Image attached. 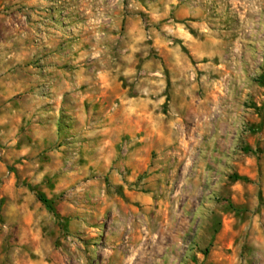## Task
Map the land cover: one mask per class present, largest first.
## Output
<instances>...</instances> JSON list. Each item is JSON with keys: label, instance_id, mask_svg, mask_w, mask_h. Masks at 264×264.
Returning <instances> with one entry per match:
<instances>
[{"label": "rangeland", "instance_id": "rangeland-1", "mask_svg": "<svg viewBox=\"0 0 264 264\" xmlns=\"http://www.w3.org/2000/svg\"><path fill=\"white\" fill-rule=\"evenodd\" d=\"M262 76L264 0H0L6 264H264Z\"/></svg>", "mask_w": 264, "mask_h": 264}, {"label": "crops", "instance_id": "crops-1", "mask_svg": "<svg viewBox=\"0 0 264 264\" xmlns=\"http://www.w3.org/2000/svg\"><path fill=\"white\" fill-rule=\"evenodd\" d=\"M228 1L229 0H224L225 4H227ZM186 11H188V7L186 5H183L180 7V12L183 13ZM192 13L198 15L200 13L199 6L196 8L194 6ZM152 93L153 92H151L150 95ZM153 95L156 96L157 93L154 92ZM163 99H162V102L160 103H163ZM157 105L158 104L152 105L150 100L148 99L146 100V102L141 103L139 108L133 105L135 107L134 110H131L133 112H128V113H130V115H132L133 113L136 115L137 112L142 111V109L144 108L143 110L145 111V115H146L147 112H152V109L154 107L158 108ZM147 116H148L147 119H150V120L153 119L152 113L149 115L147 114ZM165 117L166 116H164L163 118L160 117V120L162 122H167V120L169 119ZM8 126L9 124H8L7 118H5V116L3 115H0V139L6 142H8V137H7L8 136ZM3 179H5V181L3 183L0 182V223L3 221L7 222L10 219V217H13V215L17 217L18 216L34 217L36 211L31 209V206L25 203V199L22 197L23 193L18 196V194L16 193V190L10 186L11 184H9L8 173H6V163H4L3 161H0V180H3ZM115 180L119 184L122 183L117 177L115 178ZM138 199H141V197L139 196ZM10 210H12V213H10ZM5 237H6V234H4V232L0 230V264H3V263L6 264V259H7V253L4 252V248H3Z\"/></svg>", "mask_w": 264, "mask_h": 264}, {"label": "trees", "instance_id": "trees-1", "mask_svg": "<svg viewBox=\"0 0 264 264\" xmlns=\"http://www.w3.org/2000/svg\"><path fill=\"white\" fill-rule=\"evenodd\" d=\"M261 86H264V76H262L259 80ZM48 204V202H46Z\"/></svg>", "mask_w": 264, "mask_h": 264}]
</instances>
